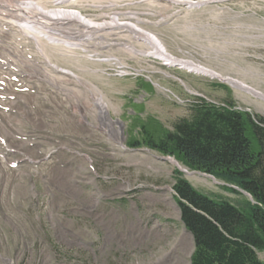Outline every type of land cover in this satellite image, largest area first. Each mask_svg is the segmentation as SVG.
Here are the masks:
<instances>
[{
  "label": "rangeland",
  "instance_id": "obj_1",
  "mask_svg": "<svg viewBox=\"0 0 264 264\" xmlns=\"http://www.w3.org/2000/svg\"><path fill=\"white\" fill-rule=\"evenodd\" d=\"M182 1L196 4L85 0L47 7L78 10L97 22L115 14L155 34L175 57L264 94V0ZM18 19L0 8V264H191L194 239L173 191L174 170L187 168L128 141L141 124L171 130L190 115L196 97L233 101L260 116L264 99L130 53L124 43L148 44L125 27L98 32L106 40L95 46L75 21L85 36L76 40L81 47L41 37L42 53ZM91 86L122 123V139L120 125L100 119ZM196 173L184 174L195 188L234 198L224 183ZM258 256L264 261V251Z\"/></svg>",
  "mask_w": 264,
  "mask_h": 264
},
{
  "label": "trees",
  "instance_id": "obj_2",
  "mask_svg": "<svg viewBox=\"0 0 264 264\" xmlns=\"http://www.w3.org/2000/svg\"><path fill=\"white\" fill-rule=\"evenodd\" d=\"M129 146L174 157L190 171L224 183L234 198L195 188L179 169L173 191L181 222L194 239L191 264H264V116L233 101L196 97L172 129L139 126Z\"/></svg>",
  "mask_w": 264,
  "mask_h": 264
},
{
  "label": "bare ground",
  "instance_id": "obj_3",
  "mask_svg": "<svg viewBox=\"0 0 264 264\" xmlns=\"http://www.w3.org/2000/svg\"><path fill=\"white\" fill-rule=\"evenodd\" d=\"M8 1L10 2V0H8ZM52 1L59 4V3H62V1H68V0H52ZM78 1L79 0H75L74 2H72V3L70 2L69 4H76ZM174 1L176 3H186L187 5H190V6L196 4V3H193L190 1H182V0H174ZM3 2L4 1L0 0V8H6L10 12H14L17 10V11L22 13V19H24V21L21 24H19V27L23 28L24 31L29 33V35H32V37L37 42L38 47L40 48V51L42 53H43V48L41 47V44L39 42L41 37H44V38L46 37V38L54 41L55 43H57V45L63 44L66 47H70V49L81 47L82 44L79 43L80 41L76 42V40H79V39H81V37H85V36L84 35L80 36L81 33H78V31H76V28L75 29L73 28V26L76 25L75 21L78 23L79 27H82L83 29L86 30L85 31V32H87V34L85 33L86 37L92 36V40L97 41L95 43V46L103 45L105 43V40H106L103 37V35H99L98 32L108 30L110 28L125 27V28L130 29L134 33V37L136 39H138L139 41L144 40L148 44V46H147L148 48L138 49L136 46H134L132 44H129V43L126 44L123 42L124 43L123 47H126L130 53L136 54V55H149V56L156 58V59L159 58V59L163 60L164 64H166L168 66H172V67L178 66V68L186 69L190 73L191 72H198V73H202L205 75H210L212 77H216V76L218 77L219 76V74L212 72V70H210L209 68H207V67H205L199 63H196L192 59L175 57L174 55H172L168 51L165 44H163L155 34L137 26L136 24L134 25L131 22H120L118 20V17L115 14L112 16L109 15V17H108L109 20L97 22V21L86 18L81 13V11H78V10H74V9L68 10V9H59V8L48 9V7H46L45 5L49 4L50 0L17 1V3L14 5L11 4L12 2L7 3V4H4ZM205 3H207V0L201 1L197 5L200 6V5H203ZM6 13H8V12H6ZM1 18H2V16H1ZM37 20L46 22V24L49 25L47 27V29L43 30L42 28H39V26L36 25L37 23H35ZM12 25H13V22H12ZM67 25L69 27H67ZM62 28H69V29L73 28L76 31V36L65 37L61 33ZM35 29H38L39 32L36 33L34 31ZM83 29H81V30H83ZM87 49H89V46ZM109 60L117 61L119 59H117L115 57H111V58H109ZM70 75L72 76V74H70ZM74 77L77 78V76H74ZM229 81H231L230 84L235 89L243 90V91L251 93L257 97L264 98V94L262 92H259V91L252 92L250 90L251 87L247 86L244 83H240L237 80L232 79V78H230ZM90 89L92 90V92L98 93V96L95 97V103H96L95 105L99 109L100 119L102 121L108 122L111 125V127H112V125H115V124L120 125L118 135L122 139V137H123V130L121 127L122 123L120 121L114 122V120H112L110 118L109 113H108V109H107L108 105L104 101L103 97L99 94L97 88H95L94 86H91ZM165 160H168L172 164L178 165V163L173 158H166ZM186 170H188L187 173L189 176L197 175L196 172H190L189 169H186Z\"/></svg>",
  "mask_w": 264,
  "mask_h": 264
},
{
  "label": "water",
  "instance_id": "obj_4",
  "mask_svg": "<svg viewBox=\"0 0 264 264\" xmlns=\"http://www.w3.org/2000/svg\"><path fill=\"white\" fill-rule=\"evenodd\" d=\"M217 77V76H216ZM217 78H219L220 80H222V81H225L226 83H228V84H230L231 83V81H229V79L230 78H222V77H220V75L217 77ZM231 85V84H230ZM232 86V85H231ZM233 87V86H232ZM252 92H256L254 89H250ZM264 99V98H263ZM178 169L180 170V171H182L185 175H186V173H187V170L186 169H182L180 166H178ZM193 172H196V171H193ZM210 176V175H209ZM210 177H212V176H210ZM212 178H214V177H212ZM215 179V178H214Z\"/></svg>",
  "mask_w": 264,
  "mask_h": 264
}]
</instances>
